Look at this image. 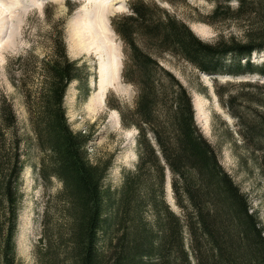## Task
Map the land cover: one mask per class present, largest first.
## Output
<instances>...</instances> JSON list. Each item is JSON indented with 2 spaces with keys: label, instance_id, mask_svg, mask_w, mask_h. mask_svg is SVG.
Here are the masks:
<instances>
[{
  "label": "trees",
  "instance_id": "obj_1",
  "mask_svg": "<svg viewBox=\"0 0 264 264\" xmlns=\"http://www.w3.org/2000/svg\"><path fill=\"white\" fill-rule=\"evenodd\" d=\"M214 2L205 22L216 26L232 21L238 35L221 34L205 42L181 20L143 0L131 1L129 13L111 21L127 48L121 77L136 90L133 111L121 119L125 127L137 130V160L133 170L124 172L115 197L103 188L110 165L89 160L91 135L72 131L67 122L66 91L74 81L85 90L88 73L84 65L69 59L63 30L52 34L49 53L37 62L34 84L25 80L24 68L10 76L24 97L40 155L38 177L43 182L55 178L62 185L56 195L62 221L53 232L44 229L40 263L57 264L63 255V264H264V229L256 213L197 127L188 90L159 62L169 54L207 75L264 77V61H250L253 53L264 51V0ZM228 85L240 88L239 95L224 94L225 86L215 84L218 99L228 106H235L239 98L253 100L243 91L262 88L246 82ZM250 111L256 118L246 129L261 135L264 115ZM22 141L13 106L3 98L0 264L15 261L26 166ZM260 159L264 174V151ZM166 171L179 213L165 199ZM56 246L60 253L52 252Z\"/></svg>",
  "mask_w": 264,
  "mask_h": 264
},
{
  "label": "rangeland",
  "instance_id": "obj_2",
  "mask_svg": "<svg viewBox=\"0 0 264 264\" xmlns=\"http://www.w3.org/2000/svg\"><path fill=\"white\" fill-rule=\"evenodd\" d=\"M87 1H0L2 6L0 10V101L5 98L13 106L19 134L23 140V158L26 161L18 203L14 264H45L39 261L43 231L47 229V232H53V226L62 221L60 215L58 216L61 205L56 197L62 185L55 178L43 182L38 177L37 165L40 155L34 145L24 97L10 81V76L18 73L19 68H24L28 75L25 77L27 83L36 82L33 75L37 72V62L49 53L52 34H57L62 29L69 59L76 60L79 66L86 67L85 72L88 73L86 89L82 88L81 82H72L66 91L64 108L72 131L91 135L87 146L89 160L92 163L110 165L103 181V188L109 189L112 197H115L121 188L124 172L133 170L137 160V130L134 127H125L121 119L122 114L129 116L133 111L136 90L125 83L121 77L127 48L111 25L114 18L129 13V4L133 0H123L124 7L121 10L107 15L108 43L114 46L119 57V67L113 79V85L105 88L103 101L92 116L88 113L86 105L89 98L93 97L97 91V58L81 43L77 45L74 38L77 35H84L85 29L89 26L88 18H83L85 11L87 12L90 7ZM143 1L152 3L175 16L205 42H214L221 34L226 36L239 34L236 23L232 21L218 23L216 26L205 22L209 20V15L214 8V0ZM11 2L17 7L14 6L13 11L9 9ZM232 6L235 7V4L232 3ZM29 55L34 58V61ZM18 58H22V61ZM250 61L255 64L262 63L264 51L253 53ZM159 62L188 90L192 97L197 127L215 148L223 169L246 194L252 211L256 213L264 229V174L260 169V158L264 151V127L261 129V135L257 136L249 134L246 129V123L254 122L256 118L255 114L254 116L251 114L250 109H256L259 114L264 115V77L207 75L169 54H163ZM245 82L262 86V88H249V91H243L251 94L253 98L251 101L239 98L235 106H228L220 101L215 93L216 84L225 86L221 89L224 94L231 93L238 96L241 92L240 88L228 84L236 85ZM199 89H203L205 93H200ZM165 199L170 208L175 213H179L172 196L168 171H166ZM61 251L62 249L56 246L52 252L60 253ZM63 260V255L59 256L56 263L63 264Z\"/></svg>",
  "mask_w": 264,
  "mask_h": 264
},
{
  "label": "bare ground",
  "instance_id": "obj_3",
  "mask_svg": "<svg viewBox=\"0 0 264 264\" xmlns=\"http://www.w3.org/2000/svg\"><path fill=\"white\" fill-rule=\"evenodd\" d=\"M122 1L123 0H88L87 2L90 4V7L87 12L85 11L86 17L83 16V18H88L89 26L85 29L86 32L84 35H77L74 37L76 38L75 41L77 45L81 43V45L87 47L86 50L89 49L92 51L97 58V91L93 97L89 98L86 105L88 113L91 114L90 116H92V114L96 112L97 107L101 105L105 88L113 85V79L118 73L119 57L114 50V46L108 43L107 35L109 36V33L106 27V20L108 14L119 11L124 7ZM13 2L10 3L9 8L12 11L15 9L14 6L16 7V4ZM1 7L2 6H0V10Z\"/></svg>",
  "mask_w": 264,
  "mask_h": 264
}]
</instances>
